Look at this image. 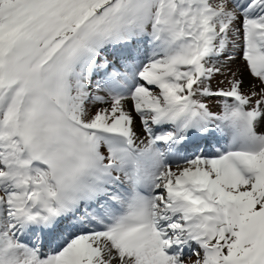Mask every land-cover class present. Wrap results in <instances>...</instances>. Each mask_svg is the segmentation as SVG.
I'll return each instance as SVG.
<instances>
[{
  "label": "snow or ice",
  "instance_id": "1",
  "mask_svg": "<svg viewBox=\"0 0 264 264\" xmlns=\"http://www.w3.org/2000/svg\"><path fill=\"white\" fill-rule=\"evenodd\" d=\"M0 264H264V0H0Z\"/></svg>",
  "mask_w": 264,
  "mask_h": 264
}]
</instances>
